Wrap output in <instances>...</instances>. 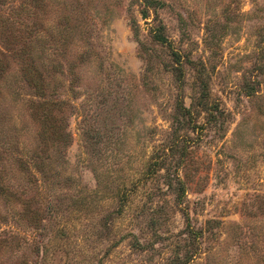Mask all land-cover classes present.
<instances>
[{
  "label": "rangeland",
  "instance_id": "obj_1",
  "mask_svg": "<svg viewBox=\"0 0 264 264\" xmlns=\"http://www.w3.org/2000/svg\"><path fill=\"white\" fill-rule=\"evenodd\" d=\"M0 264H264V0H0Z\"/></svg>",
  "mask_w": 264,
  "mask_h": 264
},
{
  "label": "trees",
  "instance_id": "obj_2",
  "mask_svg": "<svg viewBox=\"0 0 264 264\" xmlns=\"http://www.w3.org/2000/svg\"><path fill=\"white\" fill-rule=\"evenodd\" d=\"M147 1H152V0H147ZM153 30V36L156 40L166 43L167 42V37L165 36L164 32L162 31L161 26H155L152 28ZM176 55H178L177 52H175ZM183 108H185V106H183Z\"/></svg>",
  "mask_w": 264,
  "mask_h": 264
}]
</instances>
